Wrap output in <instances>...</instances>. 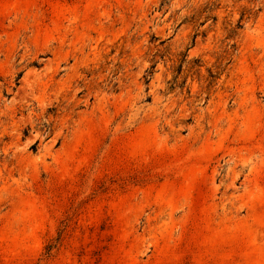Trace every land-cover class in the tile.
I'll list each match as a JSON object with an SVG mask.
<instances>
[{"label":"rangeland","instance_id":"374dc122","mask_svg":"<svg viewBox=\"0 0 264 264\" xmlns=\"http://www.w3.org/2000/svg\"><path fill=\"white\" fill-rule=\"evenodd\" d=\"M0 264H264V0H0Z\"/></svg>","mask_w":264,"mask_h":264}]
</instances>
